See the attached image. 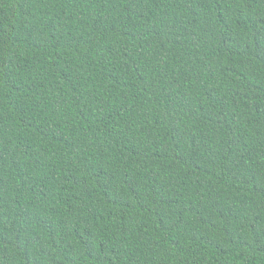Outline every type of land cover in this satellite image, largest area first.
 Listing matches in <instances>:
<instances>
[{
    "label": "trees",
    "instance_id": "obj_1",
    "mask_svg": "<svg viewBox=\"0 0 264 264\" xmlns=\"http://www.w3.org/2000/svg\"><path fill=\"white\" fill-rule=\"evenodd\" d=\"M0 264H264V0H0Z\"/></svg>",
    "mask_w": 264,
    "mask_h": 264
}]
</instances>
